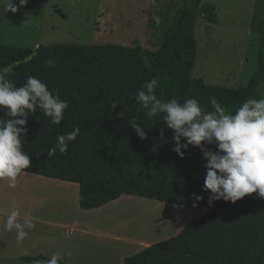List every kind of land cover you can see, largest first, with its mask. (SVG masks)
Segmentation results:
<instances>
[{
  "label": "trees",
  "instance_id": "obj_1",
  "mask_svg": "<svg viewBox=\"0 0 264 264\" xmlns=\"http://www.w3.org/2000/svg\"><path fill=\"white\" fill-rule=\"evenodd\" d=\"M201 1L182 0L178 17L156 51L77 43L43 45L34 51L0 45V67L21 61L10 77L16 86L35 76L54 94L58 90L69 105L59 125L51 124L40 109L30 114L23 139V151L30 156L26 174L77 185L79 207L85 211L128 197L204 212L177 235L126 257L123 264H264V198L252 193L235 203L209 204V193L202 191L206 161L200 149L182 148L184 156H178L163 114L148 117L134 99L137 90L153 78L158 98L165 102L176 98L180 103L195 98L206 111L213 110L209 97L216 98L226 114L249 98L259 99L258 87L264 81V20L258 25L257 69L246 87L229 89L190 78ZM29 55L31 61L24 63ZM50 59L56 62L54 68L46 64ZM4 111L0 108V116ZM132 122L142 123L146 139L137 136L129 126ZM73 126L80 133L67 154L57 151L49 156L57 137ZM206 147L215 151L214 145ZM193 194L202 199L194 201ZM36 259L48 257L20 261L33 264Z\"/></svg>",
  "mask_w": 264,
  "mask_h": 264
},
{
  "label": "rangeland",
  "instance_id": "obj_2",
  "mask_svg": "<svg viewBox=\"0 0 264 264\" xmlns=\"http://www.w3.org/2000/svg\"><path fill=\"white\" fill-rule=\"evenodd\" d=\"M5 3L0 0V45L30 51L61 43L156 51L182 9V0H28L12 13L4 11ZM201 11L194 26L196 52L190 78L229 89L246 87L257 69L264 0H202ZM258 97L264 99V81L258 87ZM69 186L79 190L77 185ZM54 199L49 187L30 179L18 178L15 189L0 181V203ZM149 202V206L110 205L108 211L92 216L111 219L115 232L104 230L107 237L122 240L136 230L139 236H152L157 243L204 215L200 209Z\"/></svg>",
  "mask_w": 264,
  "mask_h": 264
},
{
  "label": "clouds",
  "instance_id": "obj_3",
  "mask_svg": "<svg viewBox=\"0 0 264 264\" xmlns=\"http://www.w3.org/2000/svg\"><path fill=\"white\" fill-rule=\"evenodd\" d=\"M28 0H6L5 12L16 13L26 6ZM26 56L24 63L31 61ZM21 61L0 67V108L5 109L0 116V181H6L7 187L15 189L18 178L30 167V156L23 151V139L27 132L26 124L30 114L40 109L50 118L53 125L64 120L68 101L60 99L59 91L55 94L35 76H28L21 86L13 83L14 69ZM49 68H54V59L46 61ZM157 80L151 79L134 94V99L146 110L148 117L163 114V121L172 131L173 151L183 158L189 146L200 149L206 161V175L202 191L209 193V204L223 200L235 203L246 195L256 193L264 198V99L249 98L234 113L226 114L224 107L214 97H209L212 111H206L195 98L180 103L172 98L165 102L156 94ZM115 107V105H113ZM7 117V119H5ZM142 123L132 122L129 126L140 139H146ZM80 129L59 135L55 146L48 155L57 151L67 154L68 146L79 135ZM215 146V151L206 146ZM194 201L201 196L193 194ZM195 206V203H194ZM19 207L13 205L7 215L4 229L15 232L18 244H22L28 231L36 227L32 219L25 216L20 221ZM59 252L50 258L34 260L33 264H60Z\"/></svg>",
  "mask_w": 264,
  "mask_h": 264
},
{
  "label": "crops",
  "instance_id": "obj_4",
  "mask_svg": "<svg viewBox=\"0 0 264 264\" xmlns=\"http://www.w3.org/2000/svg\"><path fill=\"white\" fill-rule=\"evenodd\" d=\"M19 178L30 179L49 187L55 199L50 202L0 203V264H29L20 261V258H50L55 252L60 253L61 262L64 264H123L128 255L132 256L156 243L152 236H139L136 230H131L135 235L128 232L122 240L119 237H107L103 233L104 230L113 231L111 219L93 218L94 214H103L112 205L142 203L143 206H149V201L141 202L140 199L128 197L123 200V197L100 210L85 211L79 207V190L69 186L71 184L28 174H22ZM9 191L13 194L12 190ZM69 195L71 198L67 197ZM13 205L20 209L21 222L27 216L36 225L34 229L27 230L29 234L22 244L17 243L14 231L8 232L4 229L7 215Z\"/></svg>",
  "mask_w": 264,
  "mask_h": 264
}]
</instances>
